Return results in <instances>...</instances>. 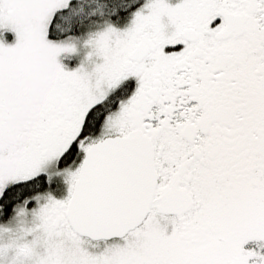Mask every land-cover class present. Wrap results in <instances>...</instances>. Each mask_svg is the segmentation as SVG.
<instances>
[{"label":"snow or ice","instance_id":"obj_1","mask_svg":"<svg viewBox=\"0 0 264 264\" xmlns=\"http://www.w3.org/2000/svg\"><path fill=\"white\" fill-rule=\"evenodd\" d=\"M10 222L0 264H264V0H0Z\"/></svg>","mask_w":264,"mask_h":264},{"label":"rangeland","instance_id":"obj_2","mask_svg":"<svg viewBox=\"0 0 264 264\" xmlns=\"http://www.w3.org/2000/svg\"><path fill=\"white\" fill-rule=\"evenodd\" d=\"M16 227L15 222H10L7 224H0V236L3 237V239H0V247H5L8 243L7 241V233L12 229Z\"/></svg>","mask_w":264,"mask_h":264}]
</instances>
